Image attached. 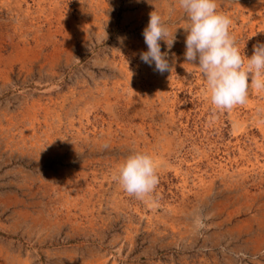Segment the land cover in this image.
<instances>
[{
	"label": "rangeland",
	"instance_id": "obj_1",
	"mask_svg": "<svg viewBox=\"0 0 264 264\" xmlns=\"http://www.w3.org/2000/svg\"><path fill=\"white\" fill-rule=\"evenodd\" d=\"M216 3L251 57L264 3ZM153 11L172 72L140 59ZM189 22L178 0H0V264H264V90L214 109ZM138 152L143 199L117 179Z\"/></svg>",
	"mask_w": 264,
	"mask_h": 264
},
{
	"label": "clouds",
	"instance_id": "obj_2",
	"mask_svg": "<svg viewBox=\"0 0 264 264\" xmlns=\"http://www.w3.org/2000/svg\"><path fill=\"white\" fill-rule=\"evenodd\" d=\"M178 4L190 21L183 27L188 33L185 60L198 66L210 89L214 109L231 111L248 102L250 88L264 90V44L254 45L251 57L242 56L231 33L232 20L217 11L216 0H178ZM143 35L148 48L140 59L154 65L161 74L172 72L168 52H162L160 42L165 41L170 50L175 38L168 39L170 30L157 12L150 14ZM118 171L123 190L138 199L152 193L159 184L155 161L147 153L130 155Z\"/></svg>",
	"mask_w": 264,
	"mask_h": 264
},
{
	"label": "bare ground",
	"instance_id": "obj_3",
	"mask_svg": "<svg viewBox=\"0 0 264 264\" xmlns=\"http://www.w3.org/2000/svg\"><path fill=\"white\" fill-rule=\"evenodd\" d=\"M251 106H253V105H251ZM254 106H255V104H254ZM263 179V178H262Z\"/></svg>",
	"mask_w": 264,
	"mask_h": 264
}]
</instances>
